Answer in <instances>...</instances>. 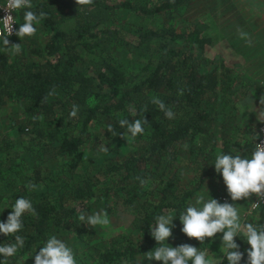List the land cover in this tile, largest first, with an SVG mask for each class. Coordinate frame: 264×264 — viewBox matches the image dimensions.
<instances>
[{
  "label": "trees",
  "instance_id": "trees-1",
  "mask_svg": "<svg viewBox=\"0 0 264 264\" xmlns=\"http://www.w3.org/2000/svg\"><path fill=\"white\" fill-rule=\"evenodd\" d=\"M191 1L93 0L77 6L75 0H31V9L14 14L21 23L26 10L44 12L46 18L38 25L42 37L32 36L26 51L24 44L15 55L0 48V110L18 104L20 115L11 121L9 133H0V222L19 197L29 199L37 214H24L17 233L24 247L6 261L0 256V264L36 254L52 235H72L90 248L88 257L77 256V264H139L142 254L159 246L150 235L154 218L172 212L179 220L195 194H201L205 177L214 175L205 162L215 143L205 131H210L216 98L232 92L234 77L228 67L204 55L211 38L199 23L174 22L176 12ZM153 97L172 109L173 119L151 103ZM73 105L78 110L70 117ZM143 116L148 120L143 134L119 135L126 132L120 119ZM108 125L117 135L106 130ZM196 136L202 139L198 146L204 157L189 188L180 183L174 162L182 144L188 143L193 153ZM101 137L123 152L94 159L96 148L89 142ZM238 142L223 137L218 154L250 158L252 140ZM29 184L36 189L29 190ZM91 208L108 213L110 225L104 229L109 236L78 220ZM253 211L261 217L251 212L244 220L264 223V206ZM121 212L130 214L131 233L111 234L120 228L115 222ZM179 239L178 245L214 249L207 238L200 243L180 233ZM234 239L243 253L240 264H246L250 245L243 236ZM14 241L0 234V245Z\"/></svg>",
  "mask_w": 264,
  "mask_h": 264
},
{
  "label": "clouds",
  "instance_id": "clouds-1",
  "mask_svg": "<svg viewBox=\"0 0 264 264\" xmlns=\"http://www.w3.org/2000/svg\"><path fill=\"white\" fill-rule=\"evenodd\" d=\"M77 6H87L93 3V0H75ZM6 12L4 16V31H0V40L10 54H19L21 52V43L10 44L8 36L15 34L22 41L25 37H32L37 32V27L46 13H37L26 10L23 12V23H20L18 29L14 30L12 25L15 22L10 14L33 7L31 0H6L3 6ZM241 39H245L250 45L251 40L246 32L240 31ZM184 90L178 89V95H183ZM151 103L155 104L167 119L174 118V112L159 97H153ZM261 108L259 110L260 121H264V98L260 100ZM78 106L73 105L69 113L70 117H75ZM147 111V108L142 110ZM136 115L135 112L132 113ZM34 119H43L42 115ZM148 120L143 119H120L118 124L126 132L119 135L135 138L144 133L143 125ZM113 136L117 135L112 125L107 129ZM187 147V146H185ZM101 151L107 152L108 148L101 146ZM214 169L223 180L226 192L233 203L218 202L217 199H206L203 194L196 196L194 202H189L186 209L179 215L182 224L180 231L189 239H195L200 243L215 239L216 234L222 233V257L209 258L207 253L195 246L184 243L176 247L166 243L172 236L174 215L161 214L154 218V223L149 226L150 235L157 242L158 247L145 253L144 258L148 260L161 261L162 264H222L224 259L227 264H240L243 253L239 251V244L235 237L243 236L250 248L247 249L246 264H264V223H252L242 220L239 209L236 207V201L248 199L255 195L258 201H264V141L256 143L255 150L251 157H242L239 154H218L214 160ZM143 185L147 183L142 178H137ZM35 184H29V190L36 189ZM259 203H253V207H259ZM12 211L8 214L6 221L0 222V234L4 236H14V243L0 245V256L5 258L13 257L18 250L24 247L25 240L21 235L22 217L25 213L36 215L32 202L24 197H19L11 207ZM78 220L87 227L96 229L110 225V219L106 211L94 212L91 215L80 213ZM154 225V226H153ZM143 258V259H144ZM34 264H77L73 249L55 235L50 236L39 251L34 256Z\"/></svg>",
  "mask_w": 264,
  "mask_h": 264
},
{
  "label": "rangeland",
  "instance_id": "rangeland-1",
  "mask_svg": "<svg viewBox=\"0 0 264 264\" xmlns=\"http://www.w3.org/2000/svg\"><path fill=\"white\" fill-rule=\"evenodd\" d=\"M176 14L177 16L174 18L176 23L183 25L196 22L202 26V31L211 38L210 43L204 46V55L212 58L217 65L221 62L233 73L234 84L232 92L228 96L224 95L216 98V112L211 116L210 131H205V135L210 132L215 144L212 146V156L209 159L207 158V162L203 161V163H207L208 168L214 172V175L205 177L204 183L202 182L201 184L202 188H200V193L206 199L212 197L217 199L218 202L233 203L226 192L222 177L215 172L213 163L218 155L217 151L220 148V141L223 137L230 141L232 139L241 141L243 136L254 137L253 135L256 134L257 125L260 122L258 112L262 107L260 100L264 98V0H192L188 8L178 11ZM15 22L16 29H18L21 21L19 20L18 23V18L15 17ZM38 25H36V33H38V37H42L39 33ZM240 31L248 34L251 40L250 45L245 39L240 38ZM30 38L25 37L21 41L15 34L7 37L10 44L21 43L26 45L24 51L28 49ZM0 48L6 49L2 40H0ZM7 50H10V46ZM7 105L10 104L2 106V110H0V133H9L11 121H18L20 118L17 111L19 105H11L14 106L12 108L16 109V111L12 110L10 106L6 107ZM205 139L207 144L203 142L204 147L208 148L209 139ZM193 141V153L187 151L188 147L185 146L189 145L188 143L187 145L182 144L178 158L174 162V169L180 179V183L184 187L189 188L193 186L199 175L196 168L204 157L198 146L202 142L201 137L196 136ZM89 143L96 148L94 154L91 155L99 162L102 158L117 157L120 151L123 152L121 150L122 146L117 148L115 144L109 143V139L104 140L103 137L96 142ZM101 146L107 147L108 151H101ZM200 171L202 170L200 169ZM201 194L196 193L194 200L196 196ZM251 198L252 196L235 202L242 220L251 212L254 217H261L260 213L253 211L255 209L247 210V205ZM94 212H97V210L91 208L84 213L91 215ZM119 214L120 218L115 223L120 228H114L111 234L123 229L131 233L128 223L130 214L128 212ZM165 214H172V212ZM177 223L180 226L178 218L174 216L173 224L175 227L172 229V236L166 241L172 247H176L181 243L179 236L182 232L180 231L181 227H177ZM87 228L95 233L110 235V232L105 234V227ZM221 237L222 233L216 234L211 245L214 249L211 250L209 246V249L206 250L209 258L220 257L222 253ZM58 239H61L73 249L77 261H79L77 256L88 257L90 248L86 247L77 238L68 235L64 239L60 237ZM34 256L35 254L18 259L16 264H34ZM144 256L145 253L138 258L139 264H162L161 261L148 260Z\"/></svg>",
  "mask_w": 264,
  "mask_h": 264
},
{
  "label": "built area",
  "instance_id": "built-area-1",
  "mask_svg": "<svg viewBox=\"0 0 264 264\" xmlns=\"http://www.w3.org/2000/svg\"><path fill=\"white\" fill-rule=\"evenodd\" d=\"M6 4V0H0V31H4V16L6 15L5 9H4V5ZM14 19H15V12L10 13ZM13 29L16 30V25L15 23L12 25ZM14 35V34H13ZM11 35V36H13ZM262 141H264V121H260L257 125V136L256 139L254 141V150L256 148V143H261ZM253 203H259V207L260 206H264V201H258L257 197L255 195L252 196L250 202L247 205V210H253L255 208L258 207H253Z\"/></svg>",
  "mask_w": 264,
  "mask_h": 264
},
{
  "label": "crops",
  "instance_id": "crops-1",
  "mask_svg": "<svg viewBox=\"0 0 264 264\" xmlns=\"http://www.w3.org/2000/svg\"><path fill=\"white\" fill-rule=\"evenodd\" d=\"M18 23H19V19H18ZM254 137H245V136H243V138L241 139V141H239L238 142V146H241L242 145V143H243V141H244V138H246V140H248V139H251L252 140V143H253V147H254V141H255V139H256V135H253ZM240 150V148L238 149V151ZM237 151V152H238ZM250 202V201H249Z\"/></svg>",
  "mask_w": 264,
  "mask_h": 264
}]
</instances>
